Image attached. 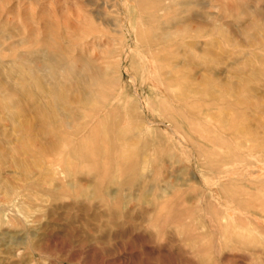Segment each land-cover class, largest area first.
Masks as SVG:
<instances>
[{"label": "rangeland", "instance_id": "rangeland-1", "mask_svg": "<svg viewBox=\"0 0 264 264\" xmlns=\"http://www.w3.org/2000/svg\"><path fill=\"white\" fill-rule=\"evenodd\" d=\"M0 264H264V0H0Z\"/></svg>", "mask_w": 264, "mask_h": 264}, {"label": "bare ground", "instance_id": "bare-ground-1", "mask_svg": "<svg viewBox=\"0 0 264 264\" xmlns=\"http://www.w3.org/2000/svg\"><path fill=\"white\" fill-rule=\"evenodd\" d=\"M39 103H41V102H39ZM32 110V109H31Z\"/></svg>", "mask_w": 264, "mask_h": 264}]
</instances>
